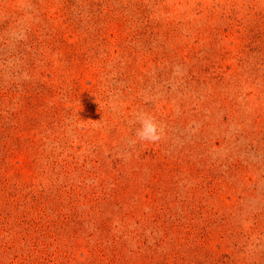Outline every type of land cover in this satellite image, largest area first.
I'll use <instances>...</instances> for the list:
<instances>
[{"label":"rangeland","instance_id":"obj_1","mask_svg":"<svg viewBox=\"0 0 264 264\" xmlns=\"http://www.w3.org/2000/svg\"><path fill=\"white\" fill-rule=\"evenodd\" d=\"M0 264H264V0H0Z\"/></svg>","mask_w":264,"mask_h":264},{"label":"clouds","instance_id":"obj_2","mask_svg":"<svg viewBox=\"0 0 264 264\" xmlns=\"http://www.w3.org/2000/svg\"><path fill=\"white\" fill-rule=\"evenodd\" d=\"M136 123L140 125L135 135L140 141L158 142L163 135V127L155 118L147 113L140 112L136 115Z\"/></svg>","mask_w":264,"mask_h":264}]
</instances>
